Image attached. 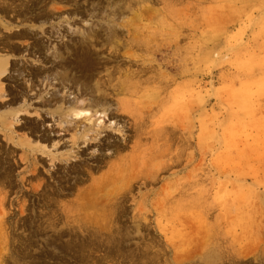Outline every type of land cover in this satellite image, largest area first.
I'll return each instance as SVG.
<instances>
[{
	"label": "rangeland",
	"instance_id": "374dc122",
	"mask_svg": "<svg viewBox=\"0 0 264 264\" xmlns=\"http://www.w3.org/2000/svg\"><path fill=\"white\" fill-rule=\"evenodd\" d=\"M9 1L0 11V54L9 56L0 91V261L76 264L38 225L56 213L61 227L64 211L82 217L89 198L116 196L118 221L81 222L104 234L87 251L97 264L116 262L104 257L117 240L134 253L148 244L165 264L204 254L264 264V0ZM92 29L98 47L85 55L81 32ZM98 80L107 83V115L67 114L89 102L84 84ZM123 82L128 91L115 90ZM12 113L10 129L1 115ZM91 115L101 126L86 138Z\"/></svg>",
	"mask_w": 264,
	"mask_h": 264
},
{
	"label": "bare ground",
	"instance_id": "6f19581e",
	"mask_svg": "<svg viewBox=\"0 0 264 264\" xmlns=\"http://www.w3.org/2000/svg\"><path fill=\"white\" fill-rule=\"evenodd\" d=\"M30 1V0H29ZM69 1V0H68ZM10 1L9 0H0V11L5 12L6 10L4 9L5 4H9ZM14 3V2H13ZM23 3V2H22ZM3 7V8H2ZM26 8V6H25ZM60 8V7H59ZM24 9V8H23ZM22 9V10H23ZM18 10V9H17ZM21 10V9H20ZM19 10V11H20ZM39 18V17H38ZM109 22V21H108ZM136 30V29H135ZM134 30V31H135ZM141 31V30H140ZM96 32V29H92L91 31H86L84 30L82 33L83 39L81 40V42L79 43L80 46L82 45L84 48V50H82V53H86L85 55H88L87 53L89 52V48L90 47H98V45H95L96 40L95 37L98 35ZM99 32V31H98ZM117 29H112L110 28L108 30V40L111 42H116L113 41V39L115 38V35L117 34ZM139 32V31H138ZM123 33V32H122ZM137 33V32H135ZM141 33V32H140ZM4 34V33H3ZM120 35V33H118ZM6 35V34H5ZM139 35V33L137 34ZM136 35V37H138ZM146 35V34H145ZM122 36V35H121ZM152 36V35H151ZM14 37V36H13ZM15 37L17 38H23L26 39L28 37H30V35H28L27 33H23V32H18L15 34ZM98 37V36H97ZM117 37V36H116ZM120 37V36H118ZM131 37V36H130ZM133 37V36H132ZM131 37V38H132ZM140 37V35H139ZM16 38V39H17ZM100 37H98L99 39ZM122 38V37H121ZM141 38V37H140ZM140 38L137 40L138 42H141ZM147 38V37H146ZM130 39V38H129ZM135 39V38H134ZM11 40V39H10ZM98 41V40H97ZM118 41V40H117ZM142 41H144L142 39ZM135 43V42H134ZM142 43V42H141ZM140 43V45H141ZM1 44V43H0ZM117 44V42L115 43ZM137 44V42H136ZM143 44V43H142ZM150 45V44H149ZM36 46V45H35ZM138 46V45H137ZM116 47V46H114ZM126 48V47H125ZM69 49V47H67V50ZM115 49V48H114ZM11 52H14L13 48L9 49ZM91 50V49H90ZM100 50V49H99ZM116 50V49H115ZM114 50V51H115ZM9 51V52H10ZM56 53V57H64L63 52L61 51V49H57L55 50ZM78 53V52H77ZM128 53V52H127ZM126 53V54H127ZM92 55V54H91ZM80 56V55H79ZM93 56V55H92ZM91 57V56H90ZM89 57V58H90ZM91 59V58H90ZM92 61V60H91ZM90 62V61H89ZM88 63V62H87ZM8 64H9V56L6 54H0V91L3 89V81L1 79L2 75L4 73L7 72L8 70ZM62 68L64 69L63 72L59 73L61 75V80L63 81V83L69 82L70 81V76L68 73V68L65 64L61 65ZM143 68V67H142ZM139 70V69H138ZM140 72V71H139ZM33 75L37 76L38 74H40V72H32ZM112 80V78H111ZM95 87H90L88 84H84V93L85 95H87L89 97V102L86 104H82V105H77L74 107H70L67 111V114L69 115H74V116H86L88 115L89 112L92 113V115H96L98 113H101L103 116L107 115V111L109 110V105L107 106V100H108V95L107 93H105V91H103V84H107L106 81H96L94 83ZM111 84V83H110ZM106 86V85H105ZM121 87V88H120ZM129 89V85L125 84V82L122 83V85L120 84L119 87H117L115 85V90H118L119 92H125L128 91ZM118 92V93H119ZM74 94V93H73ZM145 94V93H144ZM2 96V95H1ZM60 103V102H58ZM70 103V102H69ZM68 103V104H69ZM82 103V102H81ZM67 105V103H66ZM145 105V104H144ZM127 106V105H126ZM19 114V113H18ZM92 115L91 116H87L85 117L86 120L91 122L90 126L85 127L82 135L84 137H88L89 136V131L92 130V128L97 125L98 127L101 126V124L96 123V121L98 119H94L92 120ZM93 115V117H94ZM102 116V119H104ZM17 117V116H16ZM15 114H10V115H1V118H4V123H7L8 126L10 127V129H12L15 120H16ZM69 117V116H68ZM101 119V118H100ZM101 119V120H102ZM19 120V118H18ZM84 119H82L83 121ZM81 121V122H82ZM112 122V120L110 121ZM113 123V122H112ZM118 124V123H116ZM115 124V125H116ZM142 125V124H141ZM136 129V128H135ZM137 132V131H136ZM138 133V132H137ZM95 135V133L93 134ZM97 135V134H96ZM90 137V136H89ZM138 137V136H137ZM136 137V138H137ZM14 140V139H13ZM125 142V141H124ZM37 146L38 149L41 148H46V145H43L44 143L41 140L37 141ZM50 145V144H49ZM108 145V149L110 148ZM113 147H115L116 149L114 150V153H118L121 151L120 147L116 145H112ZM28 148V147H27ZM170 149V148H169ZM169 153V152H168ZM119 154V153H118ZM110 156V155H109ZM175 158V157H174ZM175 161V160H174ZM173 163V162H172ZM107 164L109 163V160L107 162ZM173 165V164H172ZM171 165V166H172ZM167 168V165L165 166ZM37 168V167H36ZM169 168V167H168ZM115 169V167L113 168ZM128 169V168H127ZM163 170V169H162ZM11 173V172H10ZM146 176V175H145ZM150 177V176H149ZM141 178V177H140ZM8 179V178H7ZM151 179V178H150ZM45 180V179H44ZM136 180V179H135ZM148 180V179H147ZM110 182V181H109ZM137 182V181H136ZM141 185V184H140ZM134 186V185H132ZM131 188V187H130ZM92 189V188H91ZM98 189V188H97ZM95 191V190H94ZM102 191V190H101ZM36 192V191H35ZM86 192V191H85ZM92 192V191H91ZM124 192V191H123ZM128 192V191H127ZM82 193V192H81ZM94 193V192H93ZM96 193V192H95ZM129 193V192H128ZM82 195V194H81ZM149 195V194H148ZM47 197V196H46ZM91 198L88 199L87 201V205L84 206L85 209V214H83L82 217L78 216H73L71 215L72 211H64V214L62 215L61 218H64V224L63 226L60 227V223H58L59 218H56V213H53L52 216L48 219H45L44 221H42L39 225L38 228L41 230V233H44L45 237L47 234H49V231L52 232V234H50L49 238H48V242L49 244L51 243V245H53L55 248H59L61 251L64 250L70 254H73L72 256L75 257V261L76 264H91L99 262V260L96 262L94 261V258L92 257V254L87 253V251L92 250V245L95 244L96 240L98 239H102L104 237V234L102 232V229H85V225H83V223L81 222H85L84 219L86 220H92V222H98L97 220L99 219L100 221H113L116 222L118 221L123 213V200L121 199V197H105L101 200H98L96 202H94V200H91ZM146 200V199H145ZM55 201V200H54ZM101 201V202H99ZM105 201V202H103ZM113 201V205L110 204V202ZM99 203L102 204V206L99 205ZM122 206V207H121ZM0 207H3V202L1 201L0 203ZM83 208V207H82ZM87 210V212H86ZM118 210V213L116 214V211ZM101 211V212H100ZM107 211H111V212H107ZM158 211V210H157ZM116 214V215H115ZM40 215V214H39ZM2 216V217H1ZM0 216V224H5L3 221L4 218V213L3 215L1 214ZM41 216V215H40ZM90 217V218H89ZM137 218V220L135 219ZM134 219L136 220V227H137V231L139 232L141 227L144 226L143 222L147 220V216L143 215V217L141 216H136ZM24 220V219H23ZM94 220V221H93ZM61 222V221H59ZM76 224L78 223L77 226H72L70 224ZM99 223V222H98ZM115 225V224H114ZM81 229L82 232L87 231L89 233L88 238H79V231L75 232V229ZM112 228V227H111ZM49 229V230H48ZM114 231H116L115 229L113 230V232H111L110 234H108L106 236V239L110 240L113 242V238H115L114 236ZM117 234H122L120 232V229L118 227V233ZM69 236V238H65V236ZM127 235V234H125ZM124 235V236H125ZM51 240V241H50ZM60 241V242H59ZM104 241V239H103ZM120 240H117L116 246H115V254H108L107 256H105V259H109L110 256H114L113 258L109 259V260H113L116 259V264H165V262H167L166 259H162V254L161 252L158 250L156 252H151L150 249L152 248L151 246H149L147 244L146 248L143 247V249H141L138 253H134V251H129V250H125L122 246H120ZM97 244V243H96ZM106 249V248H105ZM130 249V248H129ZM94 252V251H93ZM90 257V258H89ZM196 258V257H195ZM198 258L200 260H195L193 261L191 264H225V261L221 254H204V255H200L198 256ZM193 260V259H191ZM66 261V260H65ZM114 263V264H115ZM188 263V262H187ZM0 264H4V261H0ZM28 264V262H27ZM99 264V263H98ZM173 264H177V263H173ZM178 264H182V263H178Z\"/></svg>",
	"mask_w": 264,
	"mask_h": 264
},
{
	"label": "clouds",
	"instance_id": "9594fccd",
	"mask_svg": "<svg viewBox=\"0 0 264 264\" xmlns=\"http://www.w3.org/2000/svg\"><path fill=\"white\" fill-rule=\"evenodd\" d=\"M164 102L165 103H178V100H176L175 98H173L171 100L166 99Z\"/></svg>",
	"mask_w": 264,
	"mask_h": 264
}]
</instances>
